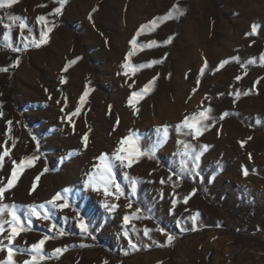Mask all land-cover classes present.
<instances>
[{
    "label": "rangeland",
    "instance_id": "374dc122",
    "mask_svg": "<svg viewBox=\"0 0 264 264\" xmlns=\"http://www.w3.org/2000/svg\"><path fill=\"white\" fill-rule=\"evenodd\" d=\"M58 6L57 0H17L0 9V67L8 68L0 71V153L5 144L10 153L0 167V181L6 184L11 177L13 161L19 165L36 157L17 167L15 187L0 203H15L22 215L14 249H29L50 237L43 259L34 251H14L16 264L34 254L39 264H264V0H67L56 14ZM170 10L171 19L145 27L137 44L130 45L141 25ZM42 15L46 25L37 19ZM9 16L24 18L22 35L29 43L42 32L47 43L25 48L19 21ZM253 25L256 32L246 35ZM6 36L21 51L5 47ZM169 37L171 42L164 43ZM61 50L54 73L47 62ZM17 58L19 66L11 67ZM161 59L134 71L135 65ZM153 77L158 78L150 91L132 96ZM209 105L213 119L198 139L185 135L187 128L177 132L186 116ZM76 108L80 112L70 115ZM124 137L137 140L147 154L131 168L113 159L118 165L113 178L124 192L117 200L86 181L98 171L97 157L114 154ZM178 141L197 151L208 146L190 172H181V161L189 168L191 161ZM153 146L156 150L148 151ZM129 177L137 181L135 188ZM34 181L37 187L30 191ZM58 192L69 207L46 203ZM42 203L45 208L38 211H49L50 219L33 216L29 223L25 206ZM106 204L118 207L109 211ZM137 208L140 219L126 225L123 217ZM78 213L88 232L77 226ZM8 219L7 212L0 217ZM4 227L0 261L8 256L11 231L7 223ZM160 229L174 236L171 243Z\"/></svg>",
    "mask_w": 264,
    "mask_h": 264
},
{
    "label": "snow or ice",
    "instance_id": "6c2138e0",
    "mask_svg": "<svg viewBox=\"0 0 264 264\" xmlns=\"http://www.w3.org/2000/svg\"><path fill=\"white\" fill-rule=\"evenodd\" d=\"M17 0H0V9H3L5 7H11L14 3H16ZM58 3V7H56L54 9V12L56 14H60L62 12L63 6L67 3V0H57ZM176 6L174 5L173 8H175ZM95 11V9H94ZM180 15L183 14V12L179 13ZM91 19V16L89 17ZM172 18V11L170 10L164 17H154L152 21L147 22L146 25H141L140 28L137 30L136 35L133 37L132 40L129 41L130 45H136L137 44V37L139 35H141L142 30L145 27L151 26V25H157V21L161 20V19H171ZM8 19L12 22L15 21H19V29L21 30V35L23 34V30L25 28H27L26 23L24 22V18L22 17H16V16H9ZM38 21L43 23V24H47V18L46 16H39ZM7 27V26H6ZM48 31H51V29L49 28ZM256 32V26L253 25L252 26V32L251 33H246V35H250V34H254ZM173 37H169L167 41H165L164 43H170ZM10 39L9 36L5 37V47L10 48L12 51L14 52H19L21 51L20 48L14 47L12 43L8 42ZM22 39L24 41V47L27 48L30 45L34 46V47H40L41 44L47 43V32H42L41 33V38L37 41V39L35 38V36L31 37V41L29 43V37L28 36H23L22 35ZM157 42L156 41H151L149 42V45H156ZM149 45H142L141 48L149 46ZM133 53L129 52L126 57H125V63H123L122 67L127 70L129 68V64H128V59L130 56H132ZM79 59V58H78ZM238 59V58H236ZM74 62V61H73ZM163 60H159V61H150L146 64H140V65H135L134 66V71L139 70L140 68L143 67H150L152 64L154 63H162ZM229 61H222L221 64L217 67V70H219L220 67H223V65L225 63H228ZM19 66V58H17L13 64L11 65V67H18ZM205 66H207V62L205 61ZM8 68L6 67H0V71H7ZM62 71H67V66L65 67V69H63ZM203 71V69H202ZM125 75H127V71H125L124 73ZM158 77H153L152 80H150L147 84L144 85V88L141 89L139 92H133L132 96L133 97H141L142 98V94H146L148 91L151 90V87L154 85L155 80ZM237 80L241 79L240 76L236 77ZM62 83H65L66 80L62 78L61 80ZM245 95H247V93H244ZM85 95H87V93H85ZM237 96H239V93L236 94ZM84 101V96H81V102ZM57 103H60L59 101H57ZM131 103V100H130ZM63 111V109H62ZM80 112V108H76L75 111L73 113H71L70 115H76ZM212 112V108L209 105L207 108H204L203 110L199 111L198 113H193L191 116H186L178 125H176V130L177 132H182L183 129L187 128L189 131L187 133H185V135H191L194 139H198L202 134L203 131L206 130L210 125L208 123H206L207 121H210L213 119V117L210 115ZM3 113L0 112V116H2ZM228 113H222L220 116V119H223L225 116H227ZM69 122L71 123V120H69ZM9 125L8 128V132L10 133L11 131V124L12 121H8L7 122ZM163 131H164V135L167 136L168 135V126L167 125H163L160 126ZM160 129H158L159 131ZM249 139H251V137H249ZM83 142H84V146H87V136L82 138ZM178 143H181L184 145V152L182 153L183 156L190 158L191 161V167L189 168L187 166V162L182 160L181 161V172L182 173H187L190 172L192 170H194L197 166H198V162L200 161L201 158V154L203 150L207 149V145H203L202 146V150L201 151H197L196 147L194 145H192L191 143L185 142V141H178ZM244 142H242L243 145ZM120 145L118 146L115 153L114 154H108V153H102L99 157H97V159L99 160V164L95 165L94 167L98 169V171L92 175L89 176L88 180L86 181L87 185L90 186L93 190L95 191H99L100 190V186L103 187V193L104 195L107 196H114L117 200L119 199L120 196L124 195L123 190L121 189V186L117 183H115V180L113 178V171L114 168L117 167L118 165L113 163V159L115 161L119 162V165H123L126 168H131L132 165L134 163H138L139 162V158L146 155V151L142 150L141 147L139 146V142L135 139H133L132 137H124L121 139L120 141ZM123 145H128L129 147L124 148L122 147ZM14 146V145H13ZM156 149L153 146L152 148L148 149V151H152L154 152ZM10 153L7 150L6 144L4 146V151L2 153H0V167H2V162L4 160V158L6 156H9ZM36 159V157H26L24 159H22L19 162V165H17L16 161H13V169H12V173H11V177L8 178L7 183L4 184L2 181H0V202H2L6 197L5 194L7 192H10L12 188L15 187V183L18 179L19 173L17 172V167L22 168L25 160L29 161V163H31L32 161H34ZM45 171H47V169H45ZM248 171L247 169H244V175H247ZM125 175L127 176V173H125ZM172 175H176L177 180H181L183 179V176L181 175H177L176 173H172ZM39 179V176L36 177V180ZM130 182L132 183L133 188H135L137 181L134 178L129 177ZM172 176L170 175L168 177V180H171ZM162 184L166 183V181L162 178L160 181ZM114 186V190H110L112 189ZM37 185L36 182H33L32 185V189L30 191H35ZM64 192H67L68 189H64ZM196 189H193L192 192L188 195L184 196V203L186 204L188 202V200L191 198L192 195H195ZM63 200V203H57V201ZM177 201L174 199L173 200V204H175ZM47 204L52 205L55 208H59V209H64L69 207V203L68 201L61 195V193H56L49 201L46 202ZM105 207H107L109 209V211H113L115 210V208L118 207L117 204H112V205H105ZM128 208L132 207V204L129 203L127 205ZM39 209H44L45 208V204H40V205H35V204H30L25 206V214L29 217V223L31 222V217H36L38 219L41 220H49L50 219V213L49 211H44L43 213H41L40 211H38ZM7 212L8 216L10 217V219L4 221V220H0V234H2L5 230V223H7V225L9 226V228L11 229L9 235H8V256L6 258V260L4 261H0V264H16V262L13 259V254L14 251H19V252H25V251H34L36 254H40L39 258L43 259L44 256L42 254L43 251V245L44 243L50 238L49 236L45 235L39 242L32 244L30 246L29 249H14L12 247V242L15 239V237L19 234V231L23 230V224H22V215L20 213L17 212L16 210V205L15 203H13L11 206H9L8 204H4V203H0V217H3L4 213ZM141 212V209L137 208L135 209V211L131 214H126L123 217L124 223L127 225L130 223L132 218L135 219H140V216L138 215ZM198 215V214H197ZM193 221L196 220V215L190 217ZM77 226L80 227V229L83 232H88V224L84 221L83 217L79 215V213L77 214ZM50 230H55L56 229V225L55 224H50L49 225ZM160 231L162 232V234H165L167 236V241L168 243H171L172 240L174 239V236L166 233L163 229H160ZM150 232V229L145 228L144 229V235L148 236ZM61 235H63V233L61 232ZM125 235H127V233H125ZM129 243L132 247H136V244L133 243L131 241V239L129 240ZM0 250H4V245L3 242L0 241ZM55 253H59L62 254V249H54L53 250ZM34 254L32 255L31 260H26L23 262V264H39V260L37 259V255Z\"/></svg>",
    "mask_w": 264,
    "mask_h": 264
},
{
    "label": "bare ground",
    "instance_id": "6f19581e",
    "mask_svg": "<svg viewBox=\"0 0 264 264\" xmlns=\"http://www.w3.org/2000/svg\"><path fill=\"white\" fill-rule=\"evenodd\" d=\"M62 51V50H61ZM62 55H63V51L62 52H58L57 53V57L56 58H54L53 60H49L48 62H47V65H48V67H49V69H51V71L52 72H58V70H59V68H58V63H57V59L59 58H62ZM66 55V54H65ZM66 57V56H65ZM66 65V64H65ZM63 70V69H62ZM61 70V71H62ZM60 71V72H61Z\"/></svg>",
    "mask_w": 264,
    "mask_h": 264
},
{
    "label": "trees",
    "instance_id": "16d2710c",
    "mask_svg": "<svg viewBox=\"0 0 264 264\" xmlns=\"http://www.w3.org/2000/svg\"><path fill=\"white\" fill-rule=\"evenodd\" d=\"M224 230H225L226 232H230V231H231V230H229V229H227V228H226V229H224Z\"/></svg>",
    "mask_w": 264,
    "mask_h": 264
}]
</instances>
